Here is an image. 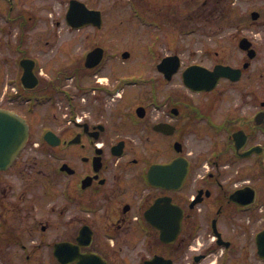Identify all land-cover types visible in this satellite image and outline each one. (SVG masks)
Here are the masks:
<instances>
[{"label":"flooded vegetation","instance_id":"obj_1","mask_svg":"<svg viewBox=\"0 0 264 264\" xmlns=\"http://www.w3.org/2000/svg\"><path fill=\"white\" fill-rule=\"evenodd\" d=\"M252 1L243 15L239 0L117 1L131 13L65 22L74 37L46 83L73 73L75 95L93 100L58 112V100H0L29 126L0 168V264H264V0ZM14 7L0 0V32L18 28L0 41L26 55L31 17ZM119 64L144 67L147 99L108 100ZM215 67L233 77L183 84Z\"/></svg>","mask_w":264,"mask_h":264},{"label":"rangeland","instance_id":"obj_2","mask_svg":"<svg viewBox=\"0 0 264 264\" xmlns=\"http://www.w3.org/2000/svg\"><path fill=\"white\" fill-rule=\"evenodd\" d=\"M14 1V10L17 11V15L23 14V12H27L28 15L31 17V32L27 34L28 39L27 42L31 43L29 47L30 56L34 59L38 60L39 62V71H42L43 78H46V70H48L50 73H54L56 70H61L59 67V64H61L63 61L66 60L65 54H62V52L65 50L64 47H62V52L59 48L60 44L62 42H72V38L74 37V34L72 32H69L67 29V26L65 24V13L68 7L69 0H13ZM85 2H88V5L91 7L96 8H103L105 11L109 10V8L112 9L113 14H118L120 10L122 9L123 12L130 14L131 11L127 5H121V9L114 8V5L116 2L124 3L126 4L127 0H82ZM241 2V13L243 15V11H245L247 8L253 6L252 0H239ZM25 2V3H24ZM114 4V5H113ZM118 4V3H117ZM57 21H59V24H57ZM123 24L119 25L120 29H123L124 27H130L133 34L127 38V45L132 46L134 49H139L138 46L141 41V34H137L138 32H141L136 26V23L134 21L123 20ZM134 22V23H133ZM129 23H132L130 25ZM5 23L2 19H0V26H4ZM129 31V30H127ZM18 33V28H13L12 33H6L2 34L0 32V38H6V37H14L16 38ZM120 33H123L120 31ZM46 40L48 43H46ZM139 41V43H138ZM209 45H214V43H210ZM66 50H68L69 45L65 46ZM73 47L71 46L70 52L73 53ZM79 52V50L77 51ZM18 53V52H17ZM11 54L8 52L7 49H5L2 46V43L0 41V100H19L21 96L19 94L17 86L13 88L14 79L19 77L20 75V69L13 68V71L10 72L9 70H6L7 65H9V62H5V58L13 59L14 56H18V54ZM75 53V51H74ZM62 54V55H61ZM52 59V60H51ZM56 60V61H54ZM137 64V61H136ZM136 64L134 65H118L115 70H113L114 74L119 75H125L127 74V77L139 75V72L144 73L145 69L144 67H137ZM14 77V78H13ZM68 77V78H67ZM9 78H12L8 80ZM64 79L62 80V84H59V86L62 85V91L68 92L70 95H73L72 97L64 96L65 92H55V96L53 100H58L53 107V110L58 112V106L60 104L59 100H93L92 99V93L86 92L85 94H82L83 96L75 95L76 88L74 86L73 78H71V74H65ZM118 77L113 76L111 83L113 84L112 90L115 92L116 89H119L121 96H118V93L115 95L112 94L111 98H108V100H145V92L141 89H145L148 92V89L142 87L140 84H133V85H127L126 88L123 87V84H121V80L117 79ZM177 80L173 81L176 82ZM121 84V85H120ZM171 84V86H174ZM170 85V84H169ZM161 87V92L167 90L168 87ZM44 84H40V87H37L35 90L38 93L43 92ZM52 87V86H50ZM125 88V89H124ZM49 89V88H48ZM56 90H58L56 88ZM61 90V89H60ZM17 94L14 99H10V96ZM46 108L45 106L40 107V109Z\"/></svg>","mask_w":264,"mask_h":264},{"label":"water","instance_id":"obj_3","mask_svg":"<svg viewBox=\"0 0 264 264\" xmlns=\"http://www.w3.org/2000/svg\"><path fill=\"white\" fill-rule=\"evenodd\" d=\"M66 18L69 24L74 27L88 23L96 25L101 23L99 11L89 10L83 3L76 0L70 1ZM214 72V76L217 77L219 72H217V69ZM25 76L33 81L28 87L36 85L37 78L32 71H25L23 77ZM184 81L186 84L193 86V79H188L185 74ZM27 135L28 126L23 118L14 112L0 109V167H5L11 163L17 152L24 145Z\"/></svg>","mask_w":264,"mask_h":264}]
</instances>
